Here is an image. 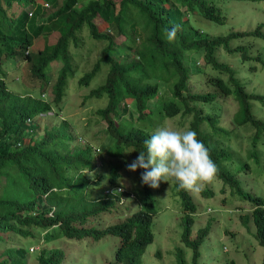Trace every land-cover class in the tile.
Here are the masks:
<instances>
[{"label":"trees","instance_id":"obj_1","mask_svg":"<svg viewBox=\"0 0 264 264\" xmlns=\"http://www.w3.org/2000/svg\"><path fill=\"white\" fill-rule=\"evenodd\" d=\"M22 1V8L36 4V0H0V234L28 238L34 237V230H37L45 232L44 238L51 237L53 240L52 232L57 230L61 238L67 240L89 237L94 241L112 235L119 239V247L114 262L110 264H141L146 247L153 242L151 226L158 210L152 187L142 183L138 210L122 222L102 230L84 228L83 224L89 217L114 208L120 193L92 197L88 188L96 185L98 180L89 184L84 174L68 175L71 171L66 167L70 161L74 163L75 170H82L81 166L91 168L93 159L89 143L83 147L73 145L72 151H68V145L74 140L67 130L70 123L62 120L59 131H52L57 123L41 136L35 134L37 125L31 126L33 130L29 131L26 124V119L33 118L37 113L49 110L57 113L60 110L59 100L66 79L72 74L69 43L75 44V34L86 26L94 39L107 42L94 67L77 80L78 85L89 86L101 70L102 63L108 65L102 85L87 94L106 97V105L97 110L106 121L105 149L122 156L125 147H132L138 157L139 152L146 151L145 141L153 134L151 127L155 120L191 114L190 130L195 131L197 139L208 148L217 166V177L252 207L247 215L241 217V226L247 227L249 221L253 225V237L263 249L261 264H264V198L240 187L237 171L247 167L240 155L230 150L228 144L219 146L214 143L210 133L199 128L200 123L207 122L215 134L221 132L229 141L230 131L217 126L216 117L204 115L201 109L196 108L197 102H210L215 92L192 93L188 88L190 74L201 55L207 63L228 71L230 85L223 78H216L214 84L236 100L238 106L232 116L235 125H251L254 128L250 136L252 149L245 157L259 162L260 149L257 151L255 144L263 140L264 121L253 117L250 100L263 102L264 95L246 91L235 76L236 70L219 63L214 54L218 48H223L229 53L238 52L243 61L252 59L264 65L262 56L247 55V47L230 48L233 40L244 37L264 42L261 32L264 23L246 33L210 36L192 25L190 19L198 14L205 20L223 24L224 17L215 0H119L118 5L114 0H62L58 7L56 0H43L54 9L44 21H37L39 6L31 17L26 9L16 18L9 17L3 6L10 8L13 3L20 6ZM248 1L254 3L260 0ZM78 3L82 5L76 6ZM97 18L107 23L110 34L99 31L95 23ZM173 27L176 28L175 39L169 42L165 38V29ZM53 32L58 34L53 45L44 44L34 53L28 50L34 39ZM113 36H123L125 45H117ZM139 39L141 46L136 49ZM118 47L120 49L116 52L119 57H115L110 52ZM3 54L7 57L22 56L30 63L31 75L44 81L47 80L50 62L59 61L61 66L52 86V99H43L37 95L38 92L18 94L10 90L5 81L6 73L2 70ZM163 87L170 89V94L164 99L161 95ZM127 99H130L129 103ZM25 137H29L27 143H24ZM116 170L117 167H114L111 185L118 177ZM139 172L141 177L143 170L139 169ZM173 188L185 214L181 238L184 245L192 250V264H198L199 248L208 236L209 226L200 229L195 239H190L196 206L188 191L178 189L174 179ZM129 194L132 193L128 191L126 196ZM202 194L210 195L212 191L203 190ZM26 251L25 248L9 249L6 251L7 259L1 260L0 264H25ZM61 254L59 250L41 249L36 256V264H59ZM183 256V250L177 249V264H186ZM227 264L236 263L230 261Z\"/></svg>","mask_w":264,"mask_h":264},{"label":"rangeland","instance_id":"obj_2","mask_svg":"<svg viewBox=\"0 0 264 264\" xmlns=\"http://www.w3.org/2000/svg\"><path fill=\"white\" fill-rule=\"evenodd\" d=\"M61 1L56 0L57 7ZM114 1L117 5L119 4V0ZM36 3L41 4L43 0H36ZM215 3L224 17L223 24H215L198 14H194L190 19L192 25L210 36H225L228 33L236 32L246 33L264 23V0L254 1V3L248 0H215ZM81 5L82 3H78L76 6ZM23 6L22 1L20 6L13 3L10 8L3 7L9 17L16 18L21 11L29 7L22 8ZM27 10L31 12V9ZM53 11L54 9L49 4L45 9L41 7L37 21H44V18ZM95 23L100 32L111 33L107 23L100 18H97ZM88 29L84 26L80 32L75 34L76 43H69L68 53L72 74L66 79V86L59 100L60 110L57 113L49 110L36 115L33 122L37 125L35 132L37 136H41L45 130L57 123L52 131H59L60 125L63 124L62 120L70 123L67 130L69 133L71 132L74 139L73 143L68 145L70 152L73 145L80 147L86 143L92 145L91 168L81 166L82 170H75L72 161L66 167V170L71 171L69 176H75L76 173L84 174L89 184L98 180L96 185L88 188L92 197H98L103 193L107 194L106 188L111 189L116 186L117 192L123 194L127 190L134 195L133 198L129 196L125 198L123 195L114 208L89 217L83 224L84 228L102 230L122 222L138 210L137 203L142 197V181L139 169L136 172L127 170V165L137 158V153L132 147H125L122 156L114 155L105 149L106 121L101 118L97 110L106 105V97L87 96L90 90L102 85L106 78L108 65L102 63L101 70L89 86H81L77 83L78 78L94 67L102 56L103 48L107 45L106 41L94 39ZM261 32L264 34V27L261 28ZM57 37L56 32L48 36H39L33 40L32 46L28 50L34 53L40 50L44 44L53 45ZM113 37L117 45L120 47L125 45L126 41L123 36ZM140 46L141 39L136 41L135 48H140ZM238 46L247 47V55L262 56L264 59V42L260 39L244 37L230 43L231 49ZM120 47L113 48L110 53L119 57L116 49H120ZM214 56L219 63L227 64L236 70L235 76L239 78L246 91L264 95V65L252 59L243 61L238 52L229 53L223 48H218ZM1 61L2 70L6 73L5 81L10 90L18 94H26L29 91L31 93L38 92L37 95L40 97L46 100L52 99V86L61 66L59 61L50 62L46 81L33 77L30 73V63L18 54L12 57L3 54ZM216 78H223L225 83L230 85L228 71L207 63L204 56L201 55L196 60L195 68L190 74L188 88L192 93L215 92L210 102H197L196 108L201 109L204 115L216 117L218 119L217 126L230 131L229 141L221 132L215 134L207 122L200 123L199 128L208 131L214 143L219 146L228 144L230 150H234L240 155L242 161L244 160L247 164V167L237 171L240 187L264 198V134L262 142L259 144L257 141L255 144V149L257 151L258 148L260 149L259 162L247 159L245 156L252 149L250 136L253 134L254 128L251 125L245 127L244 125H235L232 116L237 110L236 100L231 94H225L214 84ZM169 94L168 87L161 89L162 99ZM129 102L130 99H127V103ZM250 105L253 117L264 121V99L263 102L252 99ZM191 117V114L185 116L177 114L171 118L155 120L151 130L154 133L158 128L166 126L169 130L183 133L190 130L189 120ZM27 142L28 138H25L24 143ZM114 167H117L118 177L111 185ZM152 190L157 199L158 212L151 226L153 242L146 247L141 264H177L175 257L177 249L183 250L185 263L192 264V250L184 245L181 238L185 214L181 209L180 198L174 194L173 178H169L168 183L161 181L159 187L152 188ZM186 190L196 206V214L192 216L194 224L191 228L190 239H195L200 229L209 226L208 236L199 248L198 264H227L230 261H234L236 264H261L263 249L253 237V225L249 221L247 227L241 226V217L247 215L252 208L249 203L242 201L234 189L217 177L216 173L209 181H198L197 190ZM203 190H210L212 194L203 195ZM44 233V231L34 230V237L28 238L1 233L0 261L7 259L6 251L9 249L25 248L27 249L25 264H36V256L41 249L61 251L59 264H110L114 262L115 252L119 247V239L112 235H107L100 241H94L89 237L81 240H67L61 238L57 230H53L54 239L52 240L51 237L44 238Z\"/></svg>","mask_w":264,"mask_h":264},{"label":"clouds","instance_id":"obj_3","mask_svg":"<svg viewBox=\"0 0 264 264\" xmlns=\"http://www.w3.org/2000/svg\"><path fill=\"white\" fill-rule=\"evenodd\" d=\"M44 4L47 6H44ZM39 5L44 9L48 7V4L44 1L41 4L36 3L34 6L27 8L31 9V12L26 9L29 12V17H31V13L36 6ZM175 35V27L165 29V38L169 42L175 39ZM39 114L41 113L36 115ZM36 115L33 118L26 119L29 131L33 130L31 126L36 125L33 122ZM25 138L29 139V137ZM145 148V152H139L138 157L127 165V170L136 172L137 169H142L140 179L144 185L149 187L158 188L161 181L168 183L169 178H173L178 185V189L197 190L198 181H209L217 172V166L211 159L208 148L197 139L195 131L188 130L181 133L169 130L166 126L158 128L145 141ZM113 192L118 193L117 186L106 190L107 194ZM127 192L125 190L119 196L123 197L124 195L126 198ZM129 197L133 198L134 196L129 194Z\"/></svg>","mask_w":264,"mask_h":264},{"label":"built area","instance_id":"obj_4","mask_svg":"<svg viewBox=\"0 0 264 264\" xmlns=\"http://www.w3.org/2000/svg\"><path fill=\"white\" fill-rule=\"evenodd\" d=\"M44 6H47L46 4H44Z\"/></svg>","mask_w":264,"mask_h":264},{"label":"bare ground","instance_id":"obj_5","mask_svg":"<svg viewBox=\"0 0 264 264\" xmlns=\"http://www.w3.org/2000/svg\"><path fill=\"white\" fill-rule=\"evenodd\" d=\"M28 124V123H27Z\"/></svg>","mask_w":264,"mask_h":264}]
</instances>
